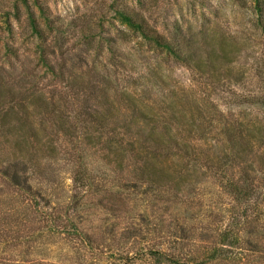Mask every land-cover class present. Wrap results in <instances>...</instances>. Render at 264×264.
<instances>
[{"label":"rangeland","instance_id":"rangeland-1","mask_svg":"<svg viewBox=\"0 0 264 264\" xmlns=\"http://www.w3.org/2000/svg\"><path fill=\"white\" fill-rule=\"evenodd\" d=\"M0 109V264H264V0H0Z\"/></svg>","mask_w":264,"mask_h":264},{"label":"trees","instance_id":"trees-1","mask_svg":"<svg viewBox=\"0 0 264 264\" xmlns=\"http://www.w3.org/2000/svg\"><path fill=\"white\" fill-rule=\"evenodd\" d=\"M116 13L121 21L132 27L135 31L139 32V34L143 38H146L147 40L155 41L158 45L167 47L174 54H177L175 47L171 46L172 44L169 43L168 41L161 40L156 33L150 31L145 25L143 19L135 11L125 8H118L116 9ZM18 104L21 105L20 101L18 102ZM9 109L13 110L14 106L10 105ZM6 112H8V110L0 109V113L8 114ZM21 174H22L21 171L18 172L16 171L15 168L13 170L8 169V170H4L3 173H1L2 176L1 179L3 181H6L8 185H10L11 187L25 193V195L32 196L34 192H32L31 182L28 177H26L25 175L22 176ZM73 180L75 183L82 186H86V184L88 183V178L84 176L83 173L79 170L75 172ZM231 186L236 190L235 196L239 201H243L244 199L249 198L251 192L250 188H243V187L241 188V186H238L235 183L231 184ZM226 233L227 232L221 234L222 237L220 241L221 244H223L224 246H231V245L234 246L235 244H238L240 238L237 233L232 232L230 233V235ZM223 248L224 247L222 246H220L219 248L217 247L215 248V251L220 250V252L222 253L223 251H225V249ZM150 252L153 258L155 259V262L157 263H161L162 259L168 258L166 253L160 252L158 250H150Z\"/></svg>","mask_w":264,"mask_h":264}]
</instances>
